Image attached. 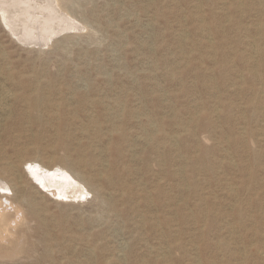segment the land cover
Instances as JSON below:
<instances>
[{"label":"rangeland","instance_id":"obj_1","mask_svg":"<svg viewBox=\"0 0 264 264\" xmlns=\"http://www.w3.org/2000/svg\"><path fill=\"white\" fill-rule=\"evenodd\" d=\"M62 7L42 48L0 17V264H264V0Z\"/></svg>","mask_w":264,"mask_h":264},{"label":"bare ground","instance_id":"obj_2","mask_svg":"<svg viewBox=\"0 0 264 264\" xmlns=\"http://www.w3.org/2000/svg\"><path fill=\"white\" fill-rule=\"evenodd\" d=\"M63 1L64 0H0V17L4 25L10 30L13 36L17 37L20 43L45 47L54 36L68 30L77 31L80 29L82 22L79 20H76V22L71 13L62 7ZM10 8H12V12H10ZM9 95L10 94L6 92V90L0 92L1 114L7 111L6 107L8 106L7 101ZM23 164L25 167H28L27 169H29V173L33 179L42 188L53 189L52 194L55 196L64 197L68 193L69 195L71 194V196L82 197L86 192L83 186L84 184L79 180L77 175L57 164L53 165L50 169L45 168V166L36 159H31ZM0 190H10L9 184L2 178H0ZM70 190L73 192L71 191L72 193H70ZM3 209L11 210L13 207L9 203L4 205L3 200V204H0V217ZM19 212L20 211L17 212L18 219H20ZM18 219L16 218V220Z\"/></svg>","mask_w":264,"mask_h":264}]
</instances>
